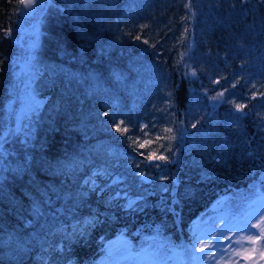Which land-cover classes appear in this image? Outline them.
<instances>
[{"label": "trees", "instance_id": "1", "mask_svg": "<svg viewBox=\"0 0 264 264\" xmlns=\"http://www.w3.org/2000/svg\"><path fill=\"white\" fill-rule=\"evenodd\" d=\"M27 2L0 0V264H101L118 237L172 264L264 192V0Z\"/></svg>", "mask_w": 264, "mask_h": 264}, {"label": "rangeland", "instance_id": "2", "mask_svg": "<svg viewBox=\"0 0 264 264\" xmlns=\"http://www.w3.org/2000/svg\"><path fill=\"white\" fill-rule=\"evenodd\" d=\"M27 111L29 108H23L17 113L25 117ZM238 193L221 198L197 220L193 240L171 249L172 264H264V192L247 199ZM239 209L241 214L235 216ZM153 243L138 250L118 237L101 264H167L161 246ZM135 254L138 257L132 260Z\"/></svg>", "mask_w": 264, "mask_h": 264}, {"label": "snow or ice", "instance_id": "3", "mask_svg": "<svg viewBox=\"0 0 264 264\" xmlns=\"http://www.w3.org/2000/svg\"><path fill=\"white\" fill-rule=\"evenodd\" d=\"M24 7L31 8L32 7V0H28V2L24 4ZM193 75H195V73H193ZM237 109L240 110V106H237ZM117 130H119V129H117ZM124 131H127V129H124ZM162 158L163 157H161V159ZM262 235H264V233H262Z\"/></svg>", "mask_w": 264, "mask_h": 264}]
</instances>
